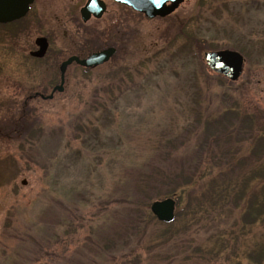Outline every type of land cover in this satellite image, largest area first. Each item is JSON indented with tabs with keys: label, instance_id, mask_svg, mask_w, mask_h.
<instances>
[{
	"label": "rangeland",
	"instance_id": "374dc122",
	"mask_svg": "<svg viewBox=\"0 0 264 264\" xmlns=\"http://www.w3.org/2000/svg\"><path fill=\"white\" fill-rule=\"evenodd\" d=\"M85 1L41 0L51 41L40 76L12 71L21 37L0 57L10 61L0 75V264H264L249 258L264 246V215L243 224L222 195L227 178L264 187V41L254 44L264 11L250 12L247 31L242 13L226 12L232 0H183L154 18L103 0L106 12L83 23ZM111 46L108 62H72L61 92L23 108L35 91L52 94L59 62ZM221 50L247 54L235 82L205 63ZM228 109L247 122L220 117ZM11 121L17 131L2 132ZM165 198L175 200L169 226L150 211Z\"/></svg>",
	"mask_w": 264,
	"mask_h": 264
},
{
	"label": "water",
	"instance_id": "95a60500",
	"mask_svg": "<svg viewBox=\"0 0 264 264\" xmlns=\"http://www.w3.org/2000/svg\"><path fill=\"white\" fill-rule=\"evenodd\" d=\"M120 4L126 5L133 10L143 14L147 18L156 16L165 17L171 14L183 0H113ZM32 0H0V22L5 23L23 16L28 5ZM105 11V4L101 0H87L86 4L80 9V15L83 21H87L91 15L100 18ZM37 44L40 49L34 53L37 57H43L48 49V41L46 38L38 40ZM116 53V49L109 47L98 52H94L86 58H78L76 56L69 57L62 62L60 66V82L58 86L52 89V94L43 97L50 99L54 91L61 92L64 83V71L66 67L75 62L83 68H94L108 62ZM204 60L208 68L215 74L225 77L231 82H235L242 74L244 59L242 55L233 50H221L207 52ZM22 184H25L23 181ZM150 211L153 216L162 223L169 224L175 218V200L173 198H165L152 202Z\"/></svg>",
	"mask_w": 264,
	"mask_h": 264
},
{
	"label": "flooded vegetation",
	"instance_id": "af4514ba",
	"mask_svg": "<svg viewBox=\"0 0 264 264\" xmlns=\"http://www.w3.org/2000/svg\"><path fill=\"white\" fill-rule=\"evenodd\" d=\"M101 1H103V0H101ZM86 2H87V0L85 1L84 5L86 4ZM200 2H203V0H200ZM104 4H105V11L104 12H106L107 4H106V2H104ZM224 6L226 7V10H227V11L225 10L226 12L230 11L233 14L242 13L241 14L242 16L240 19L243 20V23H244L243 26H245L246 24L248 25V27L246 26L247 31H248V29L255 27L253 22H256L255 18H257V17L252 18L250 15V12L251 13L252 12L257 13L256 11H260V12H261V10L264 11V0H232V1L225 3ZM42 7H44V5H42L41 0H32V2L28 5L27 12L23 16L16 18L14 20L5 22V23L0 22V44H2L3 42L5 43V41L8 43L7 46H5V45L0 46V49H3V51L0 53V57H3L4 53L6 55H8L7 53L9 52L10 48H15L16 45H14V44L17 42H14L13 40L20 39V37H21V39H23V42H22L23 45L22 46H20V42H18V44H17L19 49H16L17 54L16 55L14 54L13 65H12V71L15 73H18L19 77H21L23 75L25 78L26 73H27V69H28L27 74H29V75L32 71H34V73H38L37 75L40 76L41 71H42V64H43L42 61H43V58L45 57L46 54L43 57H37L34 55V53H36L40 49L37 42H38V40L42 39L43 37L46 38L48 41V49H49V45H50V41H51V35L46 34L45 36H43V34L41 32V31H43V25L45 24L43 19H42V17H43ZM80 9H79V14H80ZM219 10L220 9H218V11ZM216 11L217 10L215 9L214 14L217 13ZM92 18H93V20L98 19V18H95L93 15H91L89 19L91 20ZM80 19L83 23L86 22V21L82 20L81 15H80ZM240 22H242V21H240ZM256 24L259 25L261 28L262 37L256 39V42H254V44H256L258 42L259 43L262 42V44H263V41H264V17H263V19L261 18L259 20V22ZM33 28L35 29L34 30L35 33L30 38L29 42L31 45L28 48V46L26 44V34H27L26 31H28V29L32 30ZM254 44H252V45H254ZM111 47H113V46H111ZM48 49H47V51H48ZM104 49H106V48H104ZM100 50H102V49H100ZM47 51H46V53H47ZM233 51H236V50H233ZM236 52L240 53L239 51H236ZM259 54L261 57L264 56V49L262 51H260ZM241 55H242V57L244 59V63H245L246 59H248L247 54L242 51ZM71 56H76V55H71ZM71 56H69V57H71ZM69 57H67L63 61L59 62L60 63L58 66L59 78H60V66H61L62 62L66 61ZM77 57L83 58L84 56H77ZM1 61H2V63H0V75L5 77L6 79H8L9 77L7 75H5V72H4V69H5L4 65L9 64L10 61H9V59L6 60L4 58L1 59ZM20 82L21 81H19V83ZM37 97H39L40 99H43L42 94L37 92V91H35L32 96H28L27 98L25 97L24 100L22 101L23 108L26 109V107L28 105V101L32 100V99H36ZM7 127H8V125H6V127L4 128V131L7 129Z\"/></svg>",
	"mask_w": 264,
	"mask_h": 264
},
{
	"label": "trees",
	"instance_id": "16d2710c",
	"mask_svg": "<svg viewBox=\"0 0 264 264\" xmlns=\"http://www.w3.org/2000/svg\"><path fill=\"white\" fill-rule=\"evenodd\" d=\"M88 71V70H85ZM222 78H224L221 75H218ZM226 79V78H224ZM227 80V79H226ZM226 112L222 114L220 117L222 118H229L231 121L235 124L237 122H247L248 116H240V114L235 110L228 109L225 110ZM250 120H254L253 117H249ZM7 125L11 129L12 133L17 131L16 123L15 121L8 122ZM19 129V128H18ZM4 129H1L3 132ZM227 134H230L229 132H226L224 135L228 136ZM211 174V172H209ZM162 176H165L164 173H161ZM253 175V174H252ZM205 174L201 175L200 178H204ZM255 176H251L247 181H242V183L238 184V189H233L230 186V179L227 178V181H225V184L223 187L222 195L224 197V200L229 201L228 204L232 206V208H241V221H243V224H251L257 221L260 217L264 215V187L259 192H255L254 189L250 188L249 182L254 179ZM225 178V176L220 175L219 179ZM184 184L188 185L189 181L191 183H194L193 177L191 179H186V177H181ZM255 180V179H254ZM264 185V184H263ZM139 212V211H138ZM141 213V212H140ZM139 213V215H140ZM178 215V214H177ZM142 216V213H141ZM152 219L155 220V218L152 216ZM138 221V220H137ZM139 222V221H138ZM164 226H169L170 224L160 223ZM136 227V224L134 225ZM251 256L249 257L251 260L255 261L256 263H260L264 259V246H262L260 249H254L251 251Z\"/></svg>",
	"mask_w": 264,
	"mask_h": 264
}]
</instances>
